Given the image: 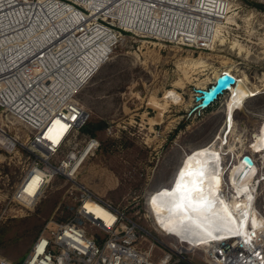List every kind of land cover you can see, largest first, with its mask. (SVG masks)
Segmentation results:
<instances>
[{"label": "rangeland", "instance_id": "obj_1", "mask_svg": "<svg viewBox=\"0 0 264 264\" xmlns=\"http://www.w3.org/2000/svg\"><path fill=\"white\" fill-rule=\"evenodd\" d=\"M229 2V19L209 50L125 36L77 96L90 114L80 142L93 137L100 143L77 182L146 228L154 240L145 247L156 243L155 259L166 251L161 244L170 241L149 211L150 196L171 186L187 154L215 141L232 111L226 143L237 150L226 155L225 164L249 155L263 167V156L252 145L264 123V0ZM224 73L244 80L256 95L234 107L232 92H225L209 108L197 109L195 90H209ZM170 91L178 94V103L166 98ZM2 131L16 144L11 151L0 148V257L22 264L50 221L73 218L75 201L71 184L55 177L33 208L14 202L39 154L30 147L28 131L0 110ZM257 208L264 216V181ZM189 260L205 264V253Z\"/></svg>", "mask_w": 264, "mask_h": 264}, {"label": "built area", "instance_id": "obj_2", "mask_svg": "<svg viewBox=\"0 0 264 264\" xmlns=\"http://www.w3.org/2000/svg\"><path fill=\"white\" fill-rule=\"evenodd\" d=\"M228 8L229 0H0V110L28 131L30 147L48 155L36 157L13 201L31 209L26 204L37 205L55 177L71 184L75 201L73 218L50 221L22 264H193L200 245L160 228L170 242L155 259L146 228L77 182L100 148L93 137L80 142L90 114L77 96L125 36L207 51L219 42ZM122 9L131 19L125 25ZM88 16L95 20L87 23ZM56 120L58 143L47 136ZM203 252L205 264H264V235L251 248L223 242ZM0 264L15 263L0 257Z\"/></svg>", "mask_w": 264, "mask_h": 264}, {"label": "bare ground", "instance_id": "obj_3", "mask_svg": "<svg viewBox=\"0 0 264 264\" xmlns=\"http://www.w3.org/2000/svg\"><path fill=\"white\" fill-rule=\"evenodd\" d=\"M125 8L128 9L129 7L125 4ZM230 10L228 8L226 20L229 19ZM86 18L87 23L95 20L92 19L94 16ZM130 21L131 19L128 17L127 12L122 9L121 22L125 25V23ZM219 25V30H221L223 24ZM219 30L216 34V39L219 38ZM108 50H104V52L106 53ZM110 53L108 51L106 55L109 56ZM236 80L240 82L239 85L229 90V93L232 92L233 94L234 107L254 95V90L244 80ZM166 98H172L177 103L180 99L174 91L168 92ZM232 116L233 111L227 128L216 137L213 143L197 148L186 155L170 187L159 189L149 198V209L158 227L169 235L188 239L195 246L200 245V249L206 252L216 249L223 242H231L234 246H239L241 242L244 247L251 248L254 240H258L259 237L264 235V216L254 203L256 194H258L259 184L264 181V165L261 168L260 165L254 163V168L249 170L242 164L245 156L241 157L238 163L234 165L227 166L225 164L226 155L235 153L237 150L236 146L226 143V136H229L233 128ZM60 124V121L56 120L51 131L47 134L55 143H58V141L53 138L54 129ZM255 137L257 141L252 145V150L255 154L262 155L264 159V123ZM239 141L242 142L241 139ZM15 144L16 140L2 131L0 146L11 151ZM33 150L39 154L38 157L40 158H47L48 156L45 150L36 148ZM182 170L185 173L193 172L194 175H185L181 178L180 173ZM200 172H203L204 175H196ZM177 180L186 185L187 189L192 190L188 197L189 199L196 201L199 198L201 202L211 200L215 207L211 211L204 212L197 217L192 213L191 209L185 208L182 211L176 208L171 197H161L159 195L160 193L173 191ZM193 181H196V183L193 184ZM181 195L188 196V193L182 189L180 193H177V196ZM154 198L155 203L153 202ZM186 204L187 199L185 200ZM26 205L29 208H33L29 202ZM195 206L200 207L201 204H196ZM251 225L256 231L257 239H253L252 228L250 229ZM213 237H217V239H213Z\"/></svg>", "mask_w": 264, "mask_h": 264}, {"label": "water", "instance_id": "obj_4", "mask_svg": "<svg viewBox=\"0 0 264 264\" xmlns=\"http://www.w3.org/2000/svg\"><path fill=\"white\" fill-rule=\"evenodd\" d=\"M236 78L228 73H224L209 90L197 89L196 102L198 103L197 109H206L213 105L225 92L229 91L232 87L238 86ZM242 164L252 170L254 168V161L251 156H245Z\"/></svg>", "mask_w": 264, "mask_h": 264}, {"label": "snow or ice", "instance_id": "obj_5", "mask_svg": "<svg viewBox=\"0 0 264 264\" xmlns=\"http://www.w3.org/2000/svg\"><path fill=\"white\" fill-rule=\"evenodd\" d=\"M185 175L192 176V175H194V173L193 172L185 173L182 170L180 173V177L183 178ZM196 175L203 176L204 173L200 172ZM213 179H215V177H213ZM195 183H196V181H193V184H195ZM182 189L188 193V196H183V195L177 196V193H180ZM191 191L192 190L187 189L186 185L182 184L180 180H177L175 189L173 191L160 193L159 195L161 197H164V196L171 197L172 202L176 208L181 209L182 211L185 210V208L191 209L192 213L197 217H199L204 212L211 211V209L213 207H215L214 203L211 200L201 202L200 199L197 198L196 201H192L191 199L188 198L190 196ZM186 199H187V204L185 205ZM153 202L155 203V198H154ZM196 204H201V206L197 207V206H195ZM245 215H247V214H245ZM209 235H211V233H209ZM213 239H217V237H213Z\"/></svg>", "mask_w": 264, "mask_h": 264}, {"label": "trees", "instance_id": "obj_6", "mask_svg": "<svg viewBox=\"0 0 264 264\" xmlns=\"http://www.w3.org/2000/svg\"><path fill=\"white\" fill-rule=\"evenodd\" d=\"M86 129H87V127H86ZM86 129H85V130H86Z\"/></svg>", "mask_w": 264, "mask_h": 264}]
</instances>
